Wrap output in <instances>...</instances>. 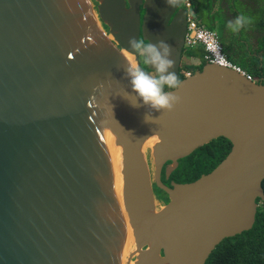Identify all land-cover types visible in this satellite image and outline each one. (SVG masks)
Returning a JSON list of instances; mask_svg holds the SVG:
<instances>
[{"label": "water", "instance_id": "obj_1", "mask_svg": "<svg viewBox=\"0 0 264 264\" xmlns=\"http://www.w3.org/2000/svg\"><path fill=\"white\" fill-rule=\"evenodd\" d=\"M183 1L0 0V264H117L129 229L126 264H206L253 228L264 202V83L208 63L169 90L181 97L174 111L131 105L124 67L141 61L128 40H165L178 75ZM152 138L153 176L143 152ZM220 138L231 150L212 172L164 183V169L169 179Z\"/></svg>", "mask_w": 264, "mask_h": 264}, {"label": "trees", "instance_id": "obj_2", "mask_svg": "<svg viewBox=\"0 0 264 264\" xmlns=\"http://www.w3.org/2000/svg\"><path fill=\"white\" fill-rule=\"evenodd\" d=\"M193 17L203 27L218 31L223 51L227 59L242 68L255 81L264 78V0H191ZM251 18V25L238 33H233L228 22L238 15ZM202 47L185 48L178 78L182 81L187 73H195L206 64ZM193 60L197 64H191ZM190 61V62H187ZM184 62V63H183ZM142 66H144L142 64ZM147 69V66H144ZM171 89L165 88V91ZM231 142L220 138L197 149L190 156L179 161V167L166 179L165 169L162 179L170 185L184 184L198 180L212 172L228 155ZM264 189V182H263ZM158 198L167 202L168 196L160 189ZM254 226L240 235L225 239L213 251L206 264H264V202L259 201Z\"/></svg>", "mask_w": 264, "mask_h": 264}, {"label": "clouds", "instance_id": "obj_3", "mask_svg": "<svg viewBox=\"0 0 264 264\" xmlns=\"http://www.w3.org/2000/svg\"><path fill=\"white\" fill-rule=\"evenodd\" d=\"M176 2L177 0H168L170 6H174ZM251 23V18L241 14L229 21L227 27L233 33H238ZM128 44L129 51L141 59L144 66H147L146 69L139 63H134L130 59L126 60L124 73L130 81L137 101L131 105L133 107L149 106L150 109L161 113L174 111L181 102V97L174 91H165V88L180 89L182 87V82L174 71L173 47L162 39L153 42L146 37L137 39L135 36L129 38ZM217 59L220 63L225 62L223 56L218 55ZM141 100L143 105L139 103ZM149 115L152 120H149ZM155 120L151 111L145 115L146 123H152Z\"/></svg>", "mask_w": 264, "mask_h": 264}, {"label": "built area", "instance_id": "obj_4", "mask_svg": "<svg viewBox=\"0 0 264 264\" xmlns=\"http://www.w3.org/2000/svg\"><path fill=\"white\" fill-rule=\"evenodd\" d=\"M183 7L187 11V33L185 37V48L202 47L205 51V59L207 64H213L220 67H225L234 70L239 75L247 78L250 81L264 83V78L261 81H255L250 75H248L242 68L231 63L224 51L221 43L220 35L216 31L209 30L201 26L193 17L192 9L193 4L191 0H184ZM223 56L225 58L224 63H220L217 56ZM191 73H187L186 76H190Z\"/></svg>", "mask_w": 264, "mask_h": 264}, {"label": "bare ground", "instance_id": "obj_5", "mask_svg": "<svg viewBox=\"0 0 264 264\" xmlns=\"http://www.w3.org/2000/svg\"><path fill=\"white\" fill-rule=\"evenodd\" d=\"M114 41V40H113ZM120 45V44H119ZM121 46V45H120ZM122 47V46H121ZM157 142V139H146L143 144V152L144 154H148L149 152L152 153L153 146ZM122 176V159L119 158L117 162V169L115 170V191L117 193V204L120 206L121 209L124 207V202H123V185H124V180ZM159 209V208H158ZM129 235V242L128 245L123 249V252L120 255V258L118 259L117 264H126L128 256L132 251L135 249V241L133 238V235Z\"/></svg>", "mask_w": 264, "mask_h": 264}, {"label": "rangeland", "instance_id": "obj_6", "mask_svg": "<svg viewBox=\"0 0 264 264\" xmlns=\"http://www.w3.org/2000/svg\"><path fill=\"white\" fill-rule=\"evenodd\" d=\"M182 7H183V5H182ZM184 8V7H183ZM218 32V31H217ZM187 62H190V61H187ZM184 63V62H183ZM191 64H197L198 65V63H196V62H190ZM193 64V65H194ZM146 156V158H147V162H148V165H149V168H150V171H151V174H152V176H153V172H154V164H153V158H152V153H148V154H146L145 155ZM159 209H160V207H159ZM135 247H136V245H135Z\"/></svg>", "mask_w": 264, "mask_h": 264}, {"label": "flooded vegetation", "instance_id": "obj_7", "mask_svg": "<svg viewBox=\"0 0 264 264\" xmlns=\"http://www.w3.org/2000/svg\"><path fill=\"white\" fill-rule=\"evenodd\" d=\"M183 3V2H182ZM180 9H181V11L182 12H186V14H187V11L182 7V4H181V6H180ZM145 13H146V11H145V9H144V6H142L141 7V20L143 21V18H144V15H145ZM141 38H142V36H141ZM140 61H141V65H142V60L140 59ZM166 178V177H165ZM173 182V181H172ZM171 184V183H170Z\"/></svg>", "mask_w": 264, "mask_h": 264}, {"label": "crops", "instance_id": "obj_8", "mask_svg": "<svg viewBox=\"0 0 264 264\" xmlns=\"http://www.w3.org/2000/svg\"><path fill=\"white\" fill-rule=\"evenodd\" d=\"M193 62H196L197 63L198 61L193 60Z\"/></svg>", "mask_w": 264, "mask_h": 264}]
</instances>
